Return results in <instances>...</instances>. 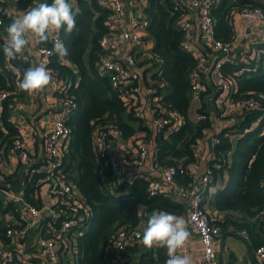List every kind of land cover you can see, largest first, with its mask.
<instances>
[{"label": "trees", "instance_id": "16d2710c", "mask_svg": "<svg viewBox=\"0 0 264 264\" xmlns=\"http://www.w3.org/2000/svg\"><path fill=\"white\" fill-rule=\"evenodd\" d=\"M29 1L32 0H18V5L23 7ZM69 2L79 9L76 17L79 31L67 34L61 28L60 36L68 49L65 59L69 60L71 66L54 53L48 67L58 70L65 77L67 94L78 102V108L67 120L71 137L65 149L63 172L89 207L90 216L87 225L80 229L76 237L74 264H115L109 243L119 228L146 224L147 218L159 211L185 214V205L163 191L150 194L151 179L141 173L119 177L113 170L114 162L110 157L107 156L105 161L98 159L93 141L96 125H104L107 129L118 127L121 137L134 136V139L137 130L147 131L148 125L145 124V118L134 115V107L125 103L112 86L110 77L98 67L102 51L100 38L111 30L108 24L111 8L100 5L96 0ZM244 6H260L264 9V0H217L213 4L216 38L235 39V20ZM184 12L183 8L176 9L174 0H147L145 6V15L149 20L147 29L154 41V53L163 59L160 71L155 76L157 95L162 103L178 109L183 116L181 126L155 136V162L161 167L176 164L181 158L186 165L194 162L197 157L196 145L214 125L208 113L206 119L191 115L189 74L197 60L191 51L182 47L184 32L178 21ZM4 21L8 28L12 19L5 17ZM4 42V37L0 35V92L14 90L16 81L13 71L5 67L7 58L2 51ZM46 43L52 46L49 40ZM259 48L261 58L258 65L248 60L225 62L222 65V75L235 79L237 89L234 98L264 92V41H260ZM25 56L24 51L9 60L15 66L28 69L31 66ZM24 93L23 90L13 93L0 106V147L4 146L5 150L19 133L11 113ZM57 94L60 95V92ZM205 94L201 93L202 102L196 108L197 112H210L211 107H207L204 101ZM257 120L260 122L255 124ZM216 135L220 140L214 146L217 155L215 160L220 164L216 172L223 175L226 168L228 178L222 188L212 193L208 190L203 192L202 202H208L209 206L224 212L218 221L222 230L229 227L233 231H247L249 240L256 248L264 243V117H260V111H245L235 118L232 125L226 124ZM176 179L181 185H190L193 176L185 173L176 176ZM30 190L33 188L26 190L27 197ZM31 201L34 202L33 199ZM159 251L160 259L154 263L165 264L167 250L161 247ZM142 264L152 262L143 261ZM228 264L237 263L231 258Z\"/></svg>", "mask_w": 264, "mask_h": 264}, {"label": "built area", "instance_id": "2783aa9c", "mask_svg": "<svg viewBox=\"0 0 264 264\" xmlns=\"http://www.w3.org/2000/svg\"><path fill=\"white\" fill-rule=\"evenodd\" d=\"M96 1L100 5L112 8L115 13V17L112 18L115 28L100 38V45L102 46L98 61L100 71L110 77L112 86L119 92L125 103L134 107L135 116L145 118V109L148 110L155 135L173 130L172 128H178L183 123V116L178 109L162 103L160 96L157 95L155 76L160 71L163 59L154 53V41L138 31L139 28H143L149 33L147 29L149 20L146 16L139 17L129 13L124 0ZM216 2L217 0H174L176 9L183 8L185 10L178 21L184 32L182 47L191 51L197 60L196 66L189 74L192 101L196 96H199L201 101V93H206L208 90L204 74H209L212 79L210 112H197L195 109L191 114L197 119H206L208 113L214 121L213 129H210V131L213 130V134L210 135L211 161L200 177L202 185L214 184L218 177L216 170L220 168V164L215 160L217 155L214 146L220 140L216 132L220 131L226 124L232 125L235 118L244 114L245 111H260V117H264V92L234 98L233 94L237 89L235 79L226 78L221 73V67L225 62L240 63L248 60L258 65L261 50L259 48V50L254 51L252 56H249L248 51L241 48V43L237 41L236 36L235 39H222L214 36L216 18L212 14V6ZM42 3L51 4L52 0H43L39 5ZM23 12L25 13L27 10H23ZM22 14L17 13L6 3L0 2V35L4 37L5 41L8 39V33L4 18L8 17L14 20ZM238 18L260 23L258 32L261 35V40L264 41V9L262 7L244 6L238 13ZM197 32L206 36L207 50H199ZM32 36L41 63L52 75L50 80L52 94L57 101L56 114L44 140L46 159L43 163L44 168H31V174L36 173L31 178L33 186L37 191L45 194L47 201L34 204L17 191L4 186V182L8 180V175L5 174L3 167L10 160L15 159L23 165H32L35 162V157L30 150V146L38 140V134L34 128H30L26 134L15 135L7 150L4 149V146L0 147V191L4 192L9 200L11 199L18 204L15 206V210L20 212V222L12 223L5 229L7 236L11 237L12 240L22 241L28 236L32 227H36V237L30 244L31 255L37 259L38 263L31 261L30 254L26 255L24 263L58 264L63 254L75 250L76 237L80 233V229L87 225L90 216L89 207L84 203L75 185L66 178L63 172L65 149L67 150L71 137V128L67 124V120L78 108V102L67 94L65 77L58 70L48 67L51 57L55 53L54 43L57 40L62 42L60 30L52 29L50 31L48 40L52 46H49L46 41L40 42L34 34ZM122 42H131L136 51L141 52L146 57L145 60H139L136 52L117 57ZM25 58L29 61L27 52ZM59 58L71 66L65 56H59ZM126 62L127 64H125ZM5 67L13 71L16 81L14 90H2L0 92V106L7 97L21 91L17 85L21 80L22 72L27 70L25 67L15 66L8 58L5 61ZM144 71H149L148 77L143 75ZM153 74L154 76H152ZM59 92L60 95L57 94ZM16 107L15 104L13 109L15 110ZM120 137L121 130L118 127L107 129L104 125H96L93 130V141L98 159L105 161L107 156L110 157V152L115 147L121 151V148L117 146ZM155 148L151 154L147 137L141 136L137 141L139 160L145 161L152 156L155 161ZM193 163L186 165L181 158L176 164L158 166L161 168V176L150 178L149 192L153 195L158 191H163L170 195L171 190L166 185L173 184L177 187L180 196L189 203L187 219L190 227L196 231L201 244L202 254L193 264H218L215 239L222 234L223 230L218 222L219 217L203 206L201 186L198 188L193 185L196 173V167ZM127 166L114 163L113 170L120 177L125 174ZM185 173L193 176L190 185H181L177 182L176 176ZM262 183L264 185V177ZM262 215L264 222V211ZM177 216L180 217V215ZM145 227L146 224L140 223L136 226L121 227L116 231L109 243L113 261L120 264L124 261L127 248L142 241ZM239 233L245 239H249L247 231L242 230ZM2 241L0 239V246H2ZM186 249L187 242L178 254H182ZM255 252L264 264V243L256 247ZM15 254L13 251L5 252L0 249V263L18 264V257Z\"/></svg>", "mask_w": 264, "mask_h": 264}, {"label": "crops", "instance_id": "0c3cea01", "mask_svg": "<svg viewBox=\"0 0 264 264\" xmlns=\"http://www.w3.org/2000/svg\"><path fill=\"white\" fill-rule=\"evenodd\" d=\"M43 0H32L29 1L25 6L21 7L18 5V0H5L8 6L13 8L17 13H24L23 10H30L33 7L39 5ZM129 13L138 15L139 17H145V6L147 0H124ZM110 8V7H109ZM115 13L111 8L110 18L108 24L112 29L115 28L113 19ZM260 23L246 21L244 19L238 18L235 22V33L237 41L241 43V48H244L252 56L255 50H259V43L261 41V35L258 32ZM139 33L146 35L151 40H153L149 33L143 28L138 29ZM30 43L26 48L27 56L29 57L31 67H34L38 64H41L38 53L35 49L33 43V36H29ZM197 43L199 50H207L206 36L203 33L197 32ZM121 49L118 52L117 57L125 56L131 52H136L139 56V60H145V56L141 52L136 51L135 47L131 42H122L120 45ZM135 50V51H134ZM124 59V58H123ZM127 64V62L125 63ZM149 71H144L143 75L148 77ZM154 76V74L152 75ZM204 79L207 84V88L210 90L206 92L204 96L205 103L207 102V107H211L210 93L212 91V79L206 73L204 74ZM51 83L45 86L42 90H36L33 92H25L22 98L18 99L15 103L17 107L12 109L11 118L13 123L19 128V133L17 135L26 134L30 128H34L38 134V140L30 146V150L35 157V162L32 165H23L17 160H10L7 164L4 165L3 170L6 175H8L7 182H4L6 188L17 191L19 194L24 196L27 200L31 201L34 204H40L47 201V197L41 191H37L32 183V176L34 177L33 172L31 174V168L35 167L36 169L44 168L45 162V149H44V140L47 130L51 127L54 116L56 114L57 101L55 96L52 94ZM202 100L200 101L199 96L193 98L191 113L201 105ZM196 106V107H194ZM145 124L148 125V130L138 129L136 134V139L134 136L129 138L120 137L117 146L121 148V151H118V148L115 147L110 152V159L120 165H128L125 172L126 175L132 176L135 173H141L142 175L153 178L161 176V168L158 167L153 157H148L145 161H141L138 158L137 150V141L141 136H146L149 141V148L151 154L154 151L156 146L155 141V131L151 124L150 114L147 109L144 112ZM213 133V130L209 131L208 134L196 145V160L194 165L196 167V173L194 178V186L200 187L205 192L208 190L210 193L216 191L218 188H222L228 178L227 169H224L223 175L219 174L216 182L211 185H202L200 183V177L204 173L208 163L211 161L210 158V135ZM130 162V164H127ZM220 169V168H218ZM220 173V172H219ZM168 189L171 190V194L175 199L181 201L185 205V214L180 215L184 218L187 229L190 232V237L187 240V249L181 255H187L192 259V262L197 260L201 254V244L198 240V235L194 229L190 227V224L187 219V214L189 211V203L180 196L177 187L173 184L166 185ZM29 192V197H27L26 190L31 189ZM203 206L210 212L216 214L218 217L223 216L224 212L217 210L214 206H209L208 202H202ZM18 205L16 202L9 200L7 195L0 191V226L3 231L0 233V239H2V246L0 249L5 252L13 251L18 257V264L24 263L26 255H31V242L36 237V227L33 226L29 231L28 236L25 237L22 241L12 240L11 237L7 236L5 229L8 225L12 223L20 222V212L15 210V206ZM177 215V214H175ZM215 246L218 253V264H228L231 258L236 260L237 264H263L255 252V248L251 240L245 239L238 231H233L229 227L224 229L222 234L215 239ZM161 247L146 248L142 241H139L133 245H130L126 251V257L121 264H142L143 261L157 262L160 259V250ZM74 251H69L61 257V261L58 264H74L76 263V245ZM31 261L38 263L37 259L31 255ZM115 264H120L119 262L113 261Z\"/></svg>", "mask_w": 264, "mask_h": 264}, {"label": "clouds", "instance_id": "9594fccd", "mask_svg": "<svg viewBox=\"0 0 264 264\" xmlns=\"http://www.w3.org/2000/svg\"><path fill=\"white\" fill-rule=\"evenodd\" d=\"M79 9L69 0H52L51 4L42 3L12 20L7 28L8 39L2 46L6 58L15 59L23 54L30 43L29 36L34 34L40 42L49 39L52 29L61 28L67 34L78 32ZM54 51L64 57L68 54L65 44L59 40L54 43ZM52 79L44 64L29 67L18 82V88L25 92L42 90ZM190 237L184 218L173 213L159 211L147 218L143 229L142 243L146 248L162 247L167 250L165 264H193L187 255L178 254Z\"/></svg>", "mask_w": 264, "mask_h": 264}, {"label": "rangeland", "instance_id": "374dc122", "mask_svg": "<svg viewBox=\"0 0 264 264\" xmlns=\"http://www.w3.org/2000/svg\"><path fill=\"white\" fill-rule=\"evenodd\" d=\"M194 107H196V106H194ZM260 121L259 120H257V121H255V124H258Z\"/></svg>", "mask_w": 264, "mask_h": 264}, {"label": "water", "instance_id": "95a60500", "mask_svg": "<svg viewBox=\"0 0 264 264\" xmlns=\"http://www.w3.org/2000/svg\"><path fill=\"white\" fill-rule=\"evenodd\" d=\"M256 264V263H255Z\"/></svg>", "mask_w": 264, "mask_h": 264}]
</instances>
